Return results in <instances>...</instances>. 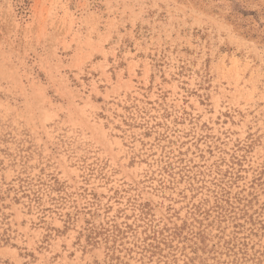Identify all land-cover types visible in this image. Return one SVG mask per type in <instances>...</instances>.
I'll return each mask as SVG.
<instances>
[{
    "label": "rangeland",
    "instance_id": "1",
    "mask_svg": "<svg viewBox=\"0 0 264 264\" xmlns=\"http://www.w3.org/2000/svg\"><path fill=\"white\" fill-rule=\"evenodd\" d=\"M0 264H264V0H0Z\"/></svg>",
    "mask_w": 264,
    "mask_h": 264
}]
</instances>
